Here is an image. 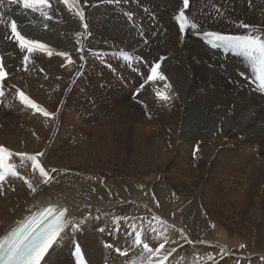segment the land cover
<instances>
[{
	"label": "bare ground",
	"instance_id": "obj_1",
	"mask_svg": "<svg viewBox=\"0 0 264 264\" xmlns=\"http://www.w3.org/2000/svg\"><path fill=\"white\" fill-rule=\"evenodd\" d=\"M181 2L78 0L69 11L61 0H50L52 8L47 11L53 19L46 21L39 12L2 0L0 14H4L6 23L0 24V58L7 75L0 88L5 95L10 92L8 99L12 104L0 107V123L22 109L24 104L17 89L23 91L52 114V118H47L24 106L34 127L39 123L43 127L38 141L40 152L55 141L47 152L49 161L53 153L60 151L63 141L79 137L70 121L84 106L98 111L120 109L118 112L127 114L128 119L108 121L114 162L120 157L118 145L126 149V161L128 153L146 150L145 146L152 142L150 127L157 126L164 152L160 182L164 213L180 198L174 212L176 218L163 217L166 223L179 222L184 235L158 220L150 222L131 216L135 209L120 206L123 201L117 190L111 195L99 191L86 202H77L75 187H64L65 181L57 178L59 182L43 183L38 180L40 173L36 176L24 172L21 176L36 191L33 193L25 184L28 192L23 193L16 184L24 180L11 179L13 170L7 167L5 181L0 183V193L7 194L0 199V239L31 215L45 207H55L67 209L65 227L41 264H78V253H83L89 264H147L148 253L143 243H150L149 247L155 249L164 239L168 241L165 249H176L165 264L264 263V259L249 261L251 250L241 257L244 261H239L236 251L216 248L200 238L210 233L212 225L231 237L256 226L247 213L255 206L264 207V95L257 91L251 70L245 69L242 62L236 58L224 61L219 51L210 50L196 38L208 31L264 37V0H191L186 13L198 27L190 29L186 37L175 23ZM78 8L85 12L87 32L75 16ZM12 19L18 22L22 35L46 44L52 52L51 56L33 53L27 71L23 62L27 51L21 52L10 37L7 22ZM242 23L250 27L242 28ZM81 48L83 53L78 51ZM57 52L68 53L74 63L69 64ZM122 52L132 53L134 61H124L119 55ZM81 54L84 60L80 59ZM158 62L166 79H153L139 93L144 100L124 106L127 92L145 82ZM100 65H110L111 71L101 70ZM156 84L157 91L169 99L161 100L157 92L150 94V88ZM66 95L69 110L66 107L68 112L60 122L56 112ZM3 123L11 127L15 121ZM114 168L91 170V177L114 185L119 170ZM255 195L261 198L259 202L253 199ZM135 235L141 236L140 245L135 244ZM120 247L133 248V255L128 252V258L123 259L117 251ZM232 255L235 261L229 260Z\"/></svg>",
	"mask_w": 264,
	"mask_h": 264
},
{
	"label": "rangeland",
	"instance_id": "obj_2",
	"mask_svg": "<svg viewBox=\"0 0 264 264\" xmlns=\"http://www.w3.org/2000/svg\"><path fill=\"white\" fill-rule=\"evenodd\" d=\"M102 67L104 66L100 65V68L103 71L104 70L111 71L110 65H105L104 68ZM143 83L145 82H142V84ZM142 84H140L135 89L129 90L127 92L126 94L127 99H125V101L123 102L124 106H126L131 101L137 102L145 99V97L139 95L140 91L144 89ZM157 86H158L157 84L152 85V88H150L151 90L150 94L152 93L154 94L156 92L158 93ZM67 92L70 91L68 90ZM39 94L42 95V93ZM4 95L5 93L3 94V96H0V102H1L0 107L6 106L7 108L9 104H12V100L10 98H9L10 100L8 99V96H10V92H6V95L5 96ZM65 102L67 103V95L63 98L62 103L56 112V118L60 122H61V118L65 115L66 112H68L67 111L68 107ZM24 106L26 107V105L24 104L22 106V109H19L18 112H16L14 115L12 114L7 118L4 117V119L1 120L2 123H0V146L6 147L9 150V152L13 154L10 157L6 156L5 154H0V174L7 175L8 172L6 171V169L7 167L10 168L9 166H13L11 167L12 170L20 173L18 177L11 176V179H17L21 175L24 176L25 175L24 172L32 175L36 174V176H37V172L39 173L38 170H33L31 161L27 160L26 156L21 157L17 155L18 153L35 155L36 153L40 152L38 148V141H40L41 139L40 135L42 134L43 127L41 126L40 123L36 127H34V124L31 121V117L29 118L26 117L29 114L26 115L28 111H26L27 109H25ZM23 110H25L26 112ZM119 110H115L117 113L109 108L100 111L88 110L84 106L79 110L77 114L72 115V119L70 121L71 127L79 131L78 132L79 137H77V139L76 137H73L71 139H67V141H63L62 142L63 144L61 143L59 145L60 151H58V153H53L54 155H52L51 157L52 159H50V161L49 159L47 160L48 158L47 152L50 153L51 151L50 144L51 145L54 144L55 143L54 140L51 143H48L43 149V151H41L44 153V155L37 157V159L40 161L42 166L45 167L49 177H51L48 181V184H50L51 182H52L51 184H53L54 182L56 183V181L58 180L59 181L62 180L65 181L63 185L64 187L66 188L75 187L74 192L76 195L75 197L77 202L79 200L82 202L83 201L86 202L88 199H91V197H93L99 191H102L103 193H107V194L110 193L113 194L114 190H117L116 192L118 193V197L121 198V200L123 201L122 203L123 205L122 204L119 205L123 207L131 206L135 209L133 212H131L132 214L131 216L142 218L150 222L151 220L152 222L156 220L153 219V217H159L158 221L160 222L162 221V223H165L166 225L173 227L174 230L178 232L180 231V234L184 235L183 234L184 231L182 229L183 226L179 222L170 221L169 223H166L167 221L163 217V216H166V218L170 217L169 218L170 220L172 218L173 219L176 218V213L174 212L177 211L176 203L180 201V198L175 199V201L171 205V208L170 209L168 208L166 210L168 211V213H164V210H162L161 195H160L161 193L160 182H162V175H163L164 152L162 151L163 149L160 145V142L158 141L159 140V137L157 136L159 134L157 131L158 127L157 126L150 127L151 130L149 132L151 134L152 142H149V144L145 146V148L147 147L146 150L136 149L131 154L128 153V159L126 161V157H127V153L125 152L126 149L124 150L121 145H118L117 153L119 154L118 156H120L119 157L120 159L118 157L116 158L118 161L120 160V162L116 160H115L116 162H114L113 161L114 158H111L113 149L110 144L111 134H110V128L108 127L109 126L108 124L110 122L108 121L113 122L115 121V119H118V121L128 119L127 114H125L123 111L118 112ZM21 118L22 121H20ZM13 119L15 121V124H13V126L11 127L10 126L8 127L7 125H5V123H3L6 122L7 120L10 122ZM24 123H27V125ZM29 125L32 127H30ZM133 153L136 154L137 156L139 155V157H137ZM143 153H145V156L143 155ZM121 157L123 159L125 157V159L123 160L121 159ZM130 157L132 158L129 159ZM135 159H137V161H135ZM123 161H125V164L123 163ZM126 163L128 164L130 163L131 165L130 164L127 165ZM121 164H123L124 167ZM126 165L128 167H126ZM110 166L111 168L116 167L114 169H119L116 170L117 172L115 173L118 174L115 177L113 183L114 185L105 183L104 181L101 182L97 180V178H94L93 176H92L93 178L91 177L92 171H103V169L104 170L111 169ZM53 169H55V171H52ZM86 172L88 175L85 174ZM57 178L59 179L57 180ZM44 179H45L44 177L38 175L39 182L44 183ZM72 182H76V184L73 185L71 184ZM16 186L17 188H20V190H22L23 193L28 192V188L27 186H25V183L19 182L16 184ZM6 195L7 194L5 193H0V199L5 198ZM253 199L259 202L261 198L258 195H255ZM84 207L86 208V206ZM263 209L264 207L261 208L255 206L254 210L251 209L252 212L249 211L247 213L249 219H251L254 223H256V226H253V228L251 227V229L248 230L247 232H243L242 235L239 234L238 236L235 237L227 236L226 232H223L219 228H217V226L212 225L210 227V233L206 236L203 234L202 237L200 238L201 240L203 239V241H208L212 243L213 246H215L216 248L226 247L228 250L230 249V252L236 251L237 254H235V252L234 254L237 256L238 259L240 258L239 261L241 260L244 261V259L241 257L247 255V253L250 250L252 251V254L249 258V261L264 259V254H263L264 252V212L263 211L264 210ZM253 213L255 214L254 216ZM257 214L258 216H256ZM143 217H146L147 219ZM165 241L166 240L164 239V242ZM242 244L244 245V248L240 247V245ZM148 245H150V243ZM167 247H168V243L167 244L165 243V248ZM222 248H220V250ZM120 249L122 251H125L123 253L121 251L118 252V254L123 259L128 258V252L129 254L131 253V256L133 255V248L120 247ZM118 254L117 256H119ZM229 260L235 261L233 255L231 256V258H229ZM226 262L224 264H230Z\"/></svg>",
	"mask_w": 264,
	"mask_h": 264
},
{
	"label": "snow or ice",
	"instance_id": "obj_3",
	"mask_svg": "<svg viewBox=\"0 0 264 264\" xmlns=\"http://www.w3.org/2000/svg\"><path fill=\"white\" fill-rule=\"evenodd\" d=\"M61 2L68 5L69 11H72L78 0H73L72 4H69V0H61ZM109 2L115 3L117 0H109ZM8 3L10 5L22 6L23 9L26 10L30 9L33 13L39 12L40 16L46 21H51L53 19V16L47 11L52 8L50 0H8ZM2 6L3 3L2 0H0V7ZM188 8L189 0H183V7L180 9L179 16L177 17L179 21V32L182 36L186 34L188 29L195 30L198 27L195 22H190L186 16V10ZM219 11L220 10L217 9L218 14ZM3 15L4 14H0V24L6 23L3 19ZM75 16L78 17L81 26L84 31L87 32L89 24L86 22L85 12L78 8L75 11ZM7 26L10 27V37L18 44L21 52L27 51V55L23 56L25 71L28 70L27 65L33 53L42 52L47 53L48 56L52 55L51 50L46 44L22 35L18 30V22L15 19L7 22ZM240 27L247 29L250 25L242 23ZM204 36L206 38V43L210 45L212 49H223L224 52H236L239 55L248 57L252 61L253 68L257 70V91L264 92V37L255 35H223L213 31L205 32ZM78 51L83 53L82 48L78 49ZM57 55L64 57L69 64L74 63L70 55L66 52H57ZM80 59L84 60L85 56L81 54ZM160 68L161 64L159 62L156 63L151 68V76L148 77V79L165 80L166 77L161 75L159 71ZM6 75L3 59L0 58V81H2ZM166 87L170 86L166 85ZM17 92L21 103L39 112L44 117L52 118V114L32 101L23 91L17 89ZM3 94V91H0V96H3ZM157 95L161 100L169 99L167 95L159 92ZM197 150H199L198 147ZM0 154H5L9 157L13 155L3 146H0ZM17 155L21 157L26 156L27 160L31 161L33 170H38L40 175L45 178L44 183H48L51 177H49L45 167H43L37 159V157L44 155L43 152H38L35 155H28L26 153H18ZM9 167L11 168L13 166ZM52 171H55V169ZM11 175L18 176L19 174L16 171H11ZM19 178L24 180L28 188L35 193L36 189L27 179L22 176ZM3 181H5V176L0 174V182ZM66 213L67 209L57 211L53 208H47L39 217H33L28 225L13 230L3 239H0V264H41V261H43L48 254L49 249L53 247L61 232L64 231ZM153 219L158 220L159 217H153ZM182 238L187 240L186 236H182ZM134 241L136 245H140L142 243L141 236L135 235ZM165 243H168V241L160 243L159 247L155 249L149 247L147 243H143V249L148 253L147 264H165L171 252L176 250L175 248L171 249V251L165 249ZM171 243L175 244L177 241H171ZM240 247L244 248V245L242 244ZM117 251L119 252L120 249H117ZM77 252H79V249H77ZM153 257L156 258L155 261Z\"/></svg>",
	"mask_w": 264,
	"mask_h": 264
}]
</instances>
